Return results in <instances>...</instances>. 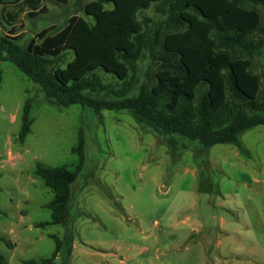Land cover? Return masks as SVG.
Returning <instances> with one entry per match:
<instances>
[{
	"label": "rangeland",
	"instance_id": "1",
	"mask_svg": "<svg viewBox=\"0 0 264 264\" xmlns=\"http://www.w3.org/2000/svg\"><path fill=\"white\" fill-rule=\"evenodd\" d=\"M91 1L5 0L1 32L20 46L39 45L44 30L60 32L73 17L93 24L86 12ZM257 9L263 31L255 43L264 37V7ZM138 18L152 35L167 17L152 6ZM160 55V48L144 50L130 83L103 70L96 75L108 90L137 96L148 71L153 77L160 69ZM74 58L71 50L50 56L49 68L65 69ZM247 58L262 99L264 49ZM28 102L30 132L21 140ZM81 129L86 160L72 187L69 218L51 224L55 192L36 170L43 164L75 171ZM177 139L173 153L127 110L63 107L0 54V253L8 264L47 258L53 264H264V126L247 132L240 145L206 149Z\"/></svg>",
	"mask_w": 264,
	"mask_h": 264
},
{
	"label": "trees",
	"instance_id": "2",
	"mask_svg": "<svg viewBox=\"0 0 264 264\" xmlns=\"http://www.w3.org/2000/svg\"><path fill=\"white\" fill-rule=\"evenodd\" d=\"M4 2L0 0V6ZM152 6L167 18L149 35L138 15ZM257 7H264V0H93L86 6L93 24L73 17L60 32L44 30L39 45L20 46L3 35L0 26V54L61 106L127 110L173 153L179 143L177 136L197 141L206 149L218 144L240 145L247 132L264 126L261 80L247 58L264 49V37L254 42L263 31ZM159 48L161 67L153 77L148 71L137 96L108 90L96 75L103 70L130 83L142 52ZM67 50L74 52V60L65 69L51 70L48 57ZM30 115L28 102L21 140L30 132ZM85 147L81 129L74 148L80 157L75 171L43 164L37 167L36 175L55 192L50 203L51 224L69 218L72 187L85 165ZM60 247L58 242L57 252ZM53 261L47 258L29 264ZM0 264H8L1 253Z\"/></svg>",
	"mask_w": 264,
	"mask_h": 264
},
{
	"label": "crops",
	"instance_id": "3",
	"mask_svg": "<svg viewBox=\"0 0 264 264\" xmlns=\"http://www.w3.org/2000/svg\"><path fill=\"white\" fill-rule=\"evenodd\" d=\"M222 223H223V226H226V220L225 219L222 220ZM156 224L158 226H160V222L159 221H156ZM125 263H126V260H121V262H120V264H125Z\"/></svg>",
	"mask_w": 264,
	"mask_h": 264
}]
</instances>
